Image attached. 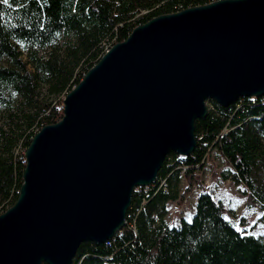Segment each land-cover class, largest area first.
<instances>
[{"label":"water","instance_id":"obj_1","mask_svg":"<svg viewBox=\"0 0 264 264\" xmlns=\"http://www.w3.org/2000/svg\"><path fill=\"white\" fill-rule=\"evenodd\" d=\"M262 97L264 0H218L136 27L32 138L17 200L0 214V264H72L82 244H105L166 157L194 152L207 102Z\"/></svg>","mask_w":264,"mask_h":264},{"label":"trees","instance_id":"obj_2","mask_svg":"<svg viewBox=\"0 0 264 264\" xmlns=\"http://www.w3.org/2000/svg\"><path fill=\"white\" fill-rule=\"evenodd\" d=\"M216 1L0 4V214L17 200L32 138L63 118V99L105 51L153 18ZM248 99L228 108L211 102L206 118L195 122L194 152L186 160L170 153L156 182L133 194L121 232L102 245L82 244L72 264H264V237L226 223V208L207 191L191 220L174 225L168 213L202 185L206 159L217 151L227 165L221 180L241 186L248 206L264 214V97Z\"/></svg>","mask_w":264,"mask_h":264},{"label":"rangeland","instance_id":"obj_3","mask_svg":"<svg viewBox=\"0 0 264 264\" xmlns=\"http://www.w3.org/2000/svg\"><path fill=\"white\" fill-rule=\"evenodd\" d=\"M206 106L207 110L211 109V101L207 102ZM178 159L181 158L178 157ZM226 170L227 165L217 151H210L202 173V185L195 187L191 192L193 194L187 196L180 206L170 204L175 208L173 214L169 216V222L175 225L182 218L191 220L195 211L196 199L201 191L205 190L222 202L227 211L226 216L232 219L242 230L250 231L258 237H264V225L260 221L262 211L258 205L248 206L247 197L240 192L241 186L221 180V174ZM261 177L264 179L263 175ZM181 187L185 189V181H182Z\"/></svg>","mask_w":264,"mask_h":264},{"label":"snow or ice","instance_id":"obj_4","mask_svg":"<svg viewBox=\"0 0 264 264\" xmlns=\"http://www.w3.org/2000/svg\"><path fill=\"white\" fill-rule=\"evenodd\" d=\"M45 2V0H37L38 4H43ZM0 4H4V5H8L10 4V0H0ZM264 215V214H262ZM223 219L225 220V222L227 223V221L230 219L229 217L225 216L223 217Z\"/></svg>","mask_w":264,"mask_h":264},{"label":"built area","instance_id":"obj_5","mask_svg":"<svg viewBox=\"0 0 264 264\" xmlns=\"http://www.w3.org/2000/svg\"><path fill=\"white\" fill-rule=\"evenodd\" d=\"M257 98H250V99H248V100H256ZM228 182V181H227ZM150 187V186H149ZM149 187H148V189H149ZM141 190H135V193H138V192H140ZM145 192L146 191H148V190H144ZM174 206L173 205H170L169 207H168V213H169V216L170 215H172L173 214V212H174Z\"/></svg>","mask_w":264,"mask_h":264},{"label":"bare ground","instance_id":"obj_6","mask_svg":"<svg viewBox=\"0 0 264 264\" xmlns=\"http://www.w3.org/2000/svg\"><path fill=\"white\" fill-rule=\"evenodd\" d=\"M243 99H245V98H243ZM250 99V98H249ZM182 159V158H181ZM127 218V217H126ZM125 223H126V220H125Z\"/></svg>","mask_w":264,"mask_h":264}]
</instances>
